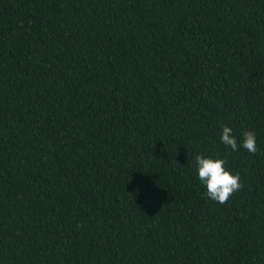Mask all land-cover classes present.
Listing matches in <instances>:
<instances>
[{
  "label": "trees",
  "instance_id": "1",
  "mask_svg": "<svg viewBox=\"0 0 264 264\" xmlns=\"http://www.w3.org/2000/svg\"><path fill=\"white\" fill-rule=\"evenodd\" d=\"M0 264H264V0H0Z\"/></svg>",
  "mask_w": 264,
  "mask_h": 264
},
{
  "label": "clouds",
  "instance_id": "2",
  "mask_svg": "<svg viewBox=\"0 0 264 264\" xmlns=\"http://www.w3.org/2000/svg\"><path fill=\"white\" fill-rule=\"evenodd\" d=\"M220 140L233 151L239 150L237 139L230 127L222 125ZM241 146L249 153L255 154L257 152L256 133L245 130L241 138ZM225 163L223 159H213L204 155L195 156L198 179L205 186L207 197L220 204L226 203L243 187L239 173L232 174L225 168Z\"/></svg>",
  "mask_w": 264,
  "mask_h": 264
}]
</instances>
